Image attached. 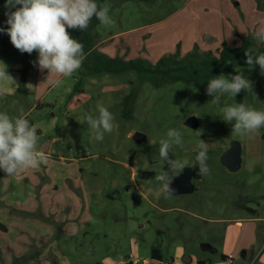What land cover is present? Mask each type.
Listing matches in <instances>:
<instances>
[{
    "label": "rangeland",
    "instance_id": "rangeland-1",
    "mask_svg": "<svg viewBox=\"0 0 264 264\" xmlns=\"http://www.w3.org/2000/svg\"><path fill=\"white\" fill-rule=\"evenodd\" d=\"M238 1L96 0L112 19L110 25L97 23L96 47L111 57L155 62L195 46L205 52L224 41L241 45L264 29V0ZM5 4L0 66L7 65L12 85L18 75L19 84L12 93L0 86V112L13 118L22 112L40 130L38 149L47 163L18 175L0 169V221L7 228H0V264H159L134 252V240L143 237L154 245L166 240L160 248L166 264H264V127L239 135L235 121L221 112L239 103L264 110L260 66L223 71L228 78L242 72L252 87L234 98L224 94L220 105L199 85L154 86L135 71L92 75L81 67L71 77L52 73L47 79L39 53H22L12 44ZM56 79L63 82L53 85ZM98 105L114 115L113 131L102 141L86 121L98 115ZM193 115L198 125L185 124ZM173 128L183 143L173 145L169 156L186 166L198 165L201 139L208 144L210 172L194 179L198 188L188 194L170 195L155 179L167 168L160 140ZM138 131L146 142L133 138ZM233 140L242 146L238 171L221 162ZM203 243L215 250L203 249ZM229 253L231 261L224 262Z\"/></svg>",
    "mask_w": 264,
    "mask_h": 264
},
{
    "label": "clouds",
    "instance_id": "clouds-1",
    "mask_svg": "<svg viewBox=\"0 0 264 264\" xmlns=\"http://www.w3.org/2000/svg\"><path fill=\"white\" fill-rule=\"evenodd\" d=\"M21 5V7H16ZM7 29L12 44L22 53H39L38 66L41 71L48 70L64 77H71L82 67L84 46L74 38L69 29L86 30L95 17L101 24L110 25L112 19L109 8L98 6L96 0H6ZM15 8V11L12 9ZM3 31V29H0ZM254 38L264 41V29L254 33ZM246 63L258 64L264 72V54L253 55L246 50ZM7 65L0 66V81L11 80ZM60 85V79L50 81ZM252 87L242 72L231 78L221 74L209 80L207 94L214 95L212 102L221 104V97L230 94L233 98L242 89ZM223 119L234 123L233 132L239 135L256 134L264 127V110H257L244 103L224 106L221 109ZM88 126L95 131L96 140L102 141L105 133L113 131L114 115L103 105H98V115L86 117ZM40 137L37 128L25 118L23 113L15 118L0 112V169L7 175H18L22 170L37 169L47 163L46 155L38 149ZM182 133L178 129H169L167 138L160 140L159 156L166 161V171L156 175L155 179L163 186V191L172 194L174 173L186 165L169 156L173 145L182 146ZM200 151L196 156L199 173L207 175L208 144L201 139Z\"/></svg>",
    "mask_w": 264,
    "mask_h": 264
},
{
    "label": "trees",
    "instance_id": "trees-1",
    "mask_svg": "<svg viewBox=\"0 0 264 264\" xmlns=\"http://www.w3.org/2000/svg\"><path fill=\"white\" fill-rule=\"evenodd\" d=\"M5 1L0 0V6H3ZM98 3L100 4L101 1ZM98 22L100 21L93 17L86 30L69 29L71 35L84 46L82 71L92 75L102 72L122 74L127 71H135L140 78L149 81L154 86L181 81L184 84L199 85L207 89L209 80L221 75L223 71L236 66H250L246 63V50H252L254 56L264 54V44L255 46L254 36L249 35L244 37L241 45H230L224 41L215 50L203 52L195 46L186 55L177 51L164 54L155 62H149L146 58L125 60L122 57H111L108 53L97 49L99 34L95 32V27ZM78 84H80V80H78ZM0 228L5 229L6 226L0 223ZM151 253L153 259L163 260V255L158 247H153ZM226 258L227 255H223V260ZM199 264H207V262L201 260Z\"/></svg>",
    "mask_w": 264,
    "mask_h": 264
},
{
    "label": "water",
    "instance_id": "water-1",
    "mask_svg": "<svg viewBox=\"0 0 264 264\" xmlns=\"http://www.w3.org/2000/svg\"><path fill=\"white\" fill-rule=\"evenodd\" d=\"M185 124L190 126H197L198 121L196 116H190L186 119ZM133 138L141 142L144 139L146 140L145 133L143 132H136L133 135ZM242 146L241 143L237 140H233L231 146L224 152L221 156V162L229 167L233 171H238L242 166ZM196 168L193 166L186 167L183 172H179L175 175L171 187L175 190L170 195H177V194H188L196 190L195 182L193 181V177L196 175ZM203 249L206 250H215L214 246L210 243H203ZM96 264H101L100 262Z\"/></svg>",
    "mask_w": 264,
    "mask_h": 264
},
{
    "label": "crops",
    "instance_id": "crops-1",
    "mask_svg": "<svg viewBox=\"0 0 264 264\" xmlns=\"http://www.w3.org/2000/svg\"><path fill=\"white\" fill-rule=\"evenodd\" d=\"M236 4H239L240 3V1H238V0H233ZM107 53V52H106ZM0 62H1V60H0ZM14 78H15V82H14V85H12V82L10 81V80H5V81H0V86H1V88L3 89V91H5V92H8V93H12V92H14V91H12V87L14 86V88H16V87H18L17 86V84H19V76L18 75H16V76H14ZM18 89V88H17ZM38 106H40V105H38ZM27 118V117H26ZM28 119V118H27ZM40 133V130L39 129H37V134H39ZM49 149H48V147L46 146L45 147V152H47ZM42 152V151H41ZM176 206H174V208H175ZM69 217V216H68ZM74 220H77L76 218H74ZM237 222H240V220H236ZM0 223H2L1 221H0ZM3 224V223H2ZM74 225V224H73ZM3 230H5V231H7V228H5V229H3ZM165 239H160V241H159V243H158V241H157V243H155V245H154V243H149V242H147V241H145V238L143 237V241H138V240H134V244H133V249H134V252L136 253V255H137V257H139V256H142V257H144V260L145 261H147L148 260V258L149 257H151L152 259H153V257H152V253H149V254H147V255H145L144 254V252L145 253H147V250H146V248L149 250V248H153V247H158L159 249L163 246V245H165ZM145 246V247H144ZM160 246V247H159ZM160 251H161V253H162V250L160 249ZM230 255H232L231 253H229V255H227V258H226V260H223L224 262H229L230 261ZM157 260V259H156ZM162 261H160V263H161ZM132 263V262H131ZM176 263V262H175ZM172 264H174V259H173V263ZM207 264H214L213 262H209V263H207Z\"/></svg>",
    "mask_w": 264,
    "mask_h": 264
},
{
    "label": "flooded vegetation",
    "instance_id": "flooded-vegetation-1",
    "mask_svg": "<svg viewBox=\"0 0 264 264\" xmlns=\"http://www.w3.org/2000/svg\"><path fill=\"white\" fill-rule=\"evenodd\" d=\"M143 141L146 142L147 140L144 139ZM230 146H231V145H230ZM189 166H191V165H187V166H185V167L182 169V171H180V172H183L184 169H185L186 167H189ZM198 166H199V165H194V166H193V167H195L196 170H197L196 175L193 177V181H194V179H201V176H202V175H201V174L199 175ZM241 167H242V166H241ZM178 173H179V172H178ZM178 173H177V174H178ZM195 185H196V183H195ZM197 188H198V187H197V185H196V189H197Z\"/></svg>",
    "mask_w": 264,
    "mask_h": 264
},
{
    "label": "built area",
    "instance_id": "built-area-1",
    "mask_svg": "<svg viewBox=\"0 0 264 264\" xmlns=\"http://www.w3.org/2000/svg\"><path fill=\"white\" fill-rule=\"evenodd\" d=\"M230 258H232V255H230ZM230 261H231V259H230ZM159 264H166V263H164V262H161V263H159Z\"/></svg>",
    "mask_w": 264,
    "mask_h": 264
}]
</instances>
